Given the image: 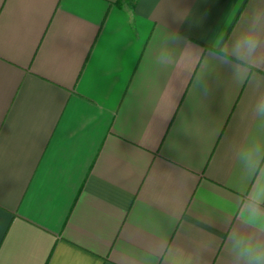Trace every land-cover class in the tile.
Segmentation results:
<instances>
[{"label":"crops","instance_id":"1","mask_svg":"<svg viewBox=\"0 0 264 264\" xmlns=\"http://www.w3.org/2000/svg\"><path fill=\"white\" fill-rule=\"evenodd\" d=\"M261 109L264 0H0V264H247Z\"/></svg>","mask_w":264,"mask_h":264},{"label":"clouds","instance_id":"2","mask_svg":"<svg viewBox=\"0 0 264 264\" xmlns=\"http://www.w3.org/2000/svg\"><path fill=\"white\" fill-rule=\"evenodd\" d=\"M259 48V36L254 31H250L236 42L234 55L238 59L251 60L255 57ZM261 114L264 115V109H261ZM253 153L259 157V148H254L245 154L244 161L246 164L251 160ZM244 218L248 223L264 230V192L248 201V206L244 211ZM237 255L244 259L247 264H264V244L249 241L242 247L237 246Z\"/></svg>","mask_w":264,"mask_h":264}]
</instances>
